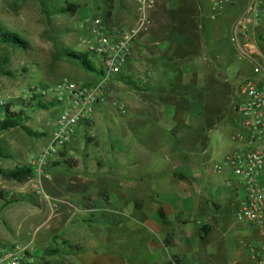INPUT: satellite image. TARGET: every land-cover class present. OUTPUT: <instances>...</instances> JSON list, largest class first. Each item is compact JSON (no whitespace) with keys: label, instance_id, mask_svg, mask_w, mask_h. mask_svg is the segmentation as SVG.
<instances>
[{"label":"crops","instance_id":"obj_1","mask_svg":"<svg viewBox=\"0 0 264 264\" xmlns=\"http://www.w3.org/2000/svg\"><path fill=\"white\" fill-rule=\"evenodd\" d=\"M114 1L109 0L102 20L105 27L110 31L133 28L138 19L137 4L126 1L116 10ZM206 1L156 0L148 13L150 24L132 41L121 74L105 87L107 103L96 105L93 116L80 123L74 140L60 154L59 161L71 158L75 166L46 167L43 175L32 171L22 181L0 173V244L12 247L23 238L25 229L49 220L54 234L46 237L40 251L32 249L33 264H171L172 260L176 264H254L249 249L246 257L228 249L221 228L225 214L220 200L225 199V191L209 193L197 185L202 175L200 162L193 156L196 145L205 148L211 129L222 122L229 121L235 128L232 97L239 94L240 103L241 82L255 76L251 64L239 59L230 40L248 1L224 3L218 11ZM253 32L259 44H264V9L260 26ZM259 59L264 64V45L259 47ZM82 68L102 75V68ZM83 78L93 83L102 80L89 74ZM220 96L223 106L216 108L215 101L210 105ZM117 101L124 105V113L114 105ZM209 105L218 111L212 121ZM28 119L25 129L0 134L6 150L2 157L13 161L2 163L5 173L20 169L17 158L35 148V143L28 139L27 145H18V139L7 140V147L2 145L4 134L20 130L22 138L25 133L43 136L29 130ZM127 125L139 126L134 133L143 168L137 169L136 157L129 160L128 168L104 170L82 168L73 158L79 154L78 148L101 157L100 130L117 127L129 134ZM89 145L94 149L89 150ZM111 146L115 150L121 145ZM112 152L115 158L116 151ZM52 169L58 172L52 173ZM34 195L39 197L38 203ZM237 206L236 198V210ZM129 235L141 241L138 258L129 248ZM50 238L58 239L59 246L48 245ZM232 254L234 258L228 263Z\"/></svg>","mask_w":264,"mask_h":264},{"label":"rangeland","instance_id":"obj_2","mask_svg":"<svg viewBox=\"0 0 264 264\" xmlns=\"http://www.w3.org/2000/svg\"><path fill=\"white\" fill-rule=\"evenodd\" d=\"M126 1L134 6L137 4L136 0H115L114 8L116 10L121 9ZM207 1L208 4L209 0ZM109 3V0H0V28L15 32L27 43V48L25 49L3 47L0 50V56L6 61L5 63H0V110L3 111L8 107L14 114L21 110L25 114L31 115L32 118L29 117L27 122V124H30L28 126L29 130L43 133V136H31V134L29 136L25 133L23 134L25 138H22V135L19 134L18 131L20 130L4 134L2 145L8 144L7 140L14 141L17 139L19 141L15 143H18V145H27L28 139L35 143V148L33 147L26 155L17 158L19 168L31 167V155L47 145L51 135L52 124L63 108L60 104H56L43 110L28 109L25 106L31 102L20 98L19 89L29 88L32 85L45 88L62 78L92 84L93 82L83 78L84 75L88 74L92 75L94 80L103 79L100 73L86 72L80 64L69 61L62 52L66 47L70 48V50L84 54L85 60L93 65L96 70L99 71L102 68L100 59L88 52V48L82 44L81 38L90 36L89 28L95 17L105 20V12ZM67 5H74L76 7L75 11L64 14L56 12ZM75 12H77V15H75ZM263 45L259 44V47L262 48ZM71 64L72 66H69ZM235 66H239V62ZM111 80L112 78L107 79L105 85ZM232 98L233 107V103L237 105V102H239V94ZM214 101L216 102V108L219 109L220 106H223L224 99L222 96L216 99L213 98L210 105H213ZM36 102L38 100L32 104L34 105ZM104 102H106V95ZM15 106L18 107L14 108ZM216 108L210 106V109L213 110L210 113V121L218 116ZM114 112L116 111L114 110ZM105 124L108 125L106 122ZM126 127L129 133L125 132L126 135L117 127L111 130H100L101 149L102 151H109L107 155L101 151V157H98L97 154H91L90 152H80V148H78L77 153L79 154L73 158L77 159L78 164L82 168H101L104 170L128 168L129 160L136 157V161L138 160L137 169L143 168L144 162L139 161V142L134 133L135 131L138 132L139 126L128 127L127 125ZM234 131L235 129L229 124V121L228 123L227 121L222 122L218 127L211 129L208 134L209 138L205 140V148L201 147L202 145H196L193 156L200 162L199 170L202 175L197 185H200L204 191L209 193L216 189L225 191V199L220 200L222 213L225 214L221 219V228L228 241V249H230L231 253L240 251L246 257L249 245L259 246L263 244L264 240L260 237L255 227L238 223L235 220L236 209L234 200L237 197L234 196L233 189L227 186L226 179H230L232 176L225 164V157L237 145L233 140ZM115 143L117 147L119 144L121 146L118 147L119 149L112 150L111 145ZM86 147L89 150L94 149L93 145ZM65 151L66 149L60 154ZM112 151H116L117 155L115 158H113L114 153ZM5 152L6 150L1 146L0 141V169L4 163L11 164L13 162L7 161V159L2 157ZM7 152L10 153L9 150ZM15 155L14 153L13 156ZM59 160L60 158L50 161L47 167H59L64 163H68V166L76 165V162L71 158ZM97 162L101 167L97 165ZM214 164L222 166V173L218 174L212 170ZM65 168L66 165H63L62 169ZM55 172L57 173L58 171L52 169V173ZM40 196L43 197V195ZM33 200L38 203L39 197L34 195ZM24 233L25 235L18 240L16 245L20 247L28 246L40 251L43 245L47 243L46 237L51 235V233L54 234L53 222H49V220L44 223H41V220L37 221L31 229H25ZM59 234L61 233L59 232ZM59 234L58 236H60ZM135 238L134 235H129V248L134 252L135 258H138L141 241ZM49 240L48 245L50 246L58 247L60 244L58 239L50 238ZM233 255L228 259V263L234 258Z\"/></svg>","mask_w":264,"mask_h":264},{"label":"built area","instance_id":"obj_3","mask_svg":"<svg viewBox=\"0 0 264 264\" xmlns=\"http://www.w3.org/2000/svg\"><path fill=\"white\" fill-rule=\"evenodd\" d=\"M247 1L246 13L237 21L230 40L239 59L251 64L255 76L246 78L239 86L243 100L234 108L237 119L233 140L237 145L225 157V164L232 176L227 185L235 190L238 201L236 222L255 227L264 240V64L259 59L260 40L253 32L260 26L264 0ZM232 2L234 0H209L214 11ZM155 3L156 0H137V23L126 31L108 30L100 17L92 20L90 36L81 38V42L101 60V81L88 84L62 78L45 88L32 85L20 90L24 101L41 100L63 107L52 124L49 142L30 159V168L36 175H43L50 161L60 158L61 151L74 140L80 123L89 120L96 105L105 100L107 79L121 74L130 56L132 41L150 24L148 13ZM114 105L125 112L120 102ZM212 169L218 174L222 172L219 164H214ZM248 249L254 264H264V242L259 246L250 245ZM31 253L32 247L0 244V264H33ZM171 264L176 262L172 260Z\"/></svg>","mask_w":264,"mask_h":264},{"label":"trees","instance_id":"obj_4","mask_svg":"<svg viewBox=\"0 0 264 264\" xmlns=\"http://www.w3.org/2000/svg\"><path fill=\"white\" fill-rule=\"evenodd\" d=\"M75 6L74 5H67L65 7H61L58 9L56 12L57 13H65V12H74L75 11ZM3 47H11L13 49L17 48H22L25 49L27 48V43L15 32L12 31H7L3 30L0 28V50ZM62 54L70 59L79 61L82 66L87 69V70H93V67L89 62H87L84 58V54L82 53H77L71 50H63ZM5 59L0 56V63H5ZM53 105V104H52ZM51 104H46L42 102L41 100H38L34 105L32 103L27 104L28 109L32 108H37V109H47L52 106ZM29 117L27 114H25L23 111H19L17 114L12 113L8 107H6L3 111L0 110V134L8 132L12 129L16 128H23L25 129L26 127L24 126V122L28 119ZM0 173L4 174L8 177H11L17 181H22L26 179L27 177H30L32 174V169L29 168H20L16 169L14 172L10 173H5L0 169ZM160 216H162V213H160ZM49 252H54L53 250Z\"/></svg>","mask_w":264,"mask_h":264}]
</instances>
